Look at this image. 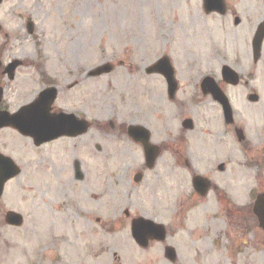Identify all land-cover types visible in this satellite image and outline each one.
<instances>
[{
  "label": "flooded vegetation",
  "instance_id": "af4514ba",
  "mask_svg": "<svg viewBox=\"0 0 264 264\" xmlns=\"http://www.w3.org/2000/svg\"><path fill=\"white\" fill-rule=\"evenodd\" d=\"M58 2L0 0V111L14 113L36 99L44 89L54 86L58 97L53 111L60 108L70 113L65 59L49 62L39 55L44 46L36 44V39L49 30L57 33L55 3ZM156 19L158 32L172 47L166 46L156 60L143 68L148 78L155 76L160 85L151 89L145 98L149 112L142 120L136 116L91 120L92 125L84 135L89 140L86 155L91 171L80 175L75 169L73 173L77 190L81 186L104 189L103 186L108 185L116 195H122L121 200L112 205H92L102 214L86 217L89 230L94 233L92 241L86 244L81 242L80 236L71 249L67 244L70 239H64L66 235L45 226L39 228L36 237H29L24 247L20 235L13 239L14 234L18 235L23 229L24 222L11 224L9 216L10 212H18L17 201L14 204L13 199L27 189V183L19 186L16 178H11L0 197V264H88L84 260L87 256L91 264L92 256L100 257L104 252L112 254L114 264H192L214 257L226 264H251L254 260L250 262L248 254L264 249V232L251 211H244V206L235 201L232 196L235 191L228 184L220 179L215 181L218 171L226 168L219 170V166L211 164L201 169L193 163L204 161L196 158L199 155L217 160L224 149L221 136L236 137L245 145L251 139L236 113L237 109H252L264 101V89L254 90L252 86L253 80L264 74V39L259 51L254 48L255 36L264 30V0H170L162 3ZM238 30L249 31L251 38L242 44L246 52L238 49L239 44L232 48L231 54L227 34ZM175 33L179 34L183 48H177L180 44L172 37ZM180 55L185 56L186 63L180 64ZM245 58L252 59L254 71L244 76L240 85L234 86L226 80L223 70L229 65L241 71ZM17 59L21 62L11 73L6 67ZM161 59L166 60L155 68L154 63ZM127 61L126 53L117 55L111 60L114 71ZM184 70L187 74L181 73ZM88 72L79 74L88 76ZM206 77L211 81L204 85ZM72 82H76V87L79 79L74 78ZM217 86L232 104L234 123L226 122L223 106L217 100L221 94ZM240 86L244 88L240 96L242 104L233 93ZM182 91H186V100L181 99ZM252 94L257 98L251 101ZM130 98L137 99L134 94ZM171 117L180 122L174 119L173 123ZM190 118L192 121L187 122ZM177 123L174 131L172 124ZM5 129L18 133L11 127L0 131ZM94 135L97 141L92 142ZM240 136L245 137L244 140L241 141ZM81 137L65 138L72 143L81 142ZM2 138L0 153L14 158ZM14 159L21 169L28 161L25 152L21 159ZM0 166V177L10 173L7 163ZM199 174L210 180L209 190L204 189L202 179L195 180ZM181 178L186 182L189 179L185 190L178 189L177 181ZM214 208L215 213L224 216V223H213L214 217L211 222L208 218L202 223L192 222L193 213L199 216V211ZM84 219L79 221L80 230L84 229ZM148 220L162 227L150 226ZM257 228L260 232L256 234L246 233Z\"/></svg>",
  "mask_w": 264,
  "mask_h": 264
},
{
  "label": "rangeland",
  "instance_id": "374dc122",
  "mask_svg": "<svg viewBox=\"0 0 264 264\" xmlns=\"http://www.w3.org/2000/svg\"><path fill=\"white\" fill-rule=\"evenodd\" d=\"M166 1L170 0H59L55 3V12L58 16L57 33L49 30L45 36L36 39V44L44 46L39 50V55L42 54V57L49 62L65 59L69 111L87 115L91 120H108L122 116L145 119L143 115L149 110L145 98L151 89L159 88L160 85L159 79L155 76L148 78L143 68L156 60L166 46L172 47L157 30L156 18L160 6ZM103 23L104 27H102ZM250 35L249 31L239 30L227 34L230 53L232 54L234 52L232 48L238 47L239 44L238 49L243 53L246 52L242 44L250 40ZM171 36L169 38L173 37L177 44H180L179 34L175 33ZM177 48L183 46L180 44ZM121 52L126 53L128 61L116 71L98 78L79 74L107 60L115 59L117 55L122 54ZM183 57L185 59L184 55ZM183 57L179 56L180 64L186 63ZM245 59L241 71L247 75L253 70V63L252 59ZM181 73L187 74V71ZM74 78H78L80 83L74 89H69V84ZM252 86L254 90L264 89V74L254 79ZM243 89L240 86L233 90L239 104H242L240 96L243 94ZM131 94L137 99L130 98ZM62 95L63 101L65 94ZM180 96L182 100H186V91L180 92ZM60 106L63 107L64 103L61 102ZM252 107V109L239 107L242 109H237L236 113L239 122L244 123L251 137L247 145L241 144L236 137L221 136V145L224 149L217 160H209L199 155L196 158L204 161L193 162L201 169L208 168L211 164L217 167L221 162H225V171H218V177L217 175L214 177L215 181L220 179V182L228 184L235 191L232 195L235 201L244 207L253 204L256 194L264 191V101L263 104ZM174 119L177 118H172L173 123ZM177 120L180 122L179 119ZM177 128L178 123L172 124L174 131ZM0 137H3L1 140L5 142L8 152L14 155V158L21 159L22 152L28 157L22 176L15 179L19 186L27 183V189L19 192L18 197L13 199L14 204L17 201L16 209L25 217L23 229L18 235L14 234L13 239H18L20 235L21 245L24 246L25 242L28 243L29 237H36L39 226L42 228L49 226L57 233L67 231L68 236L64 239H70L67 244L71 249L75 247L76 240L80 236L84 244L92 241L94 233L89 230V221L86 217L102 214H98L92 205L98 207L103 203L112 205L119 202L122 195H116L108 185H104V189L101 187L95 189L92 186L89 188L81 186L76 189V181L73 178L75 159L82 163L85 172L91 171L86 155L87 142H89L87 137L83 136L81 142L76 140L72 143L67 139L54 140L41 148L31 144L33 140H27L12 129L0 131ZM91 141H97L95 135ZM81 148L84 156L79 151ZM186 183L189 185V179L187 182L185 178L178 179V189L185 190ZM18 185L16 186L20 190ZM216 210L214 208L199 211V216L193 213L192 222L202 223L206 218L211 222V218L214 217L213 223H224V216L215 213ZM79 212H81L80 216ZM83 217H85L82 223L84 229L80 230L79 221ZM252 221L250 216V222ZM257 232H260L258 228L246 233ZM58 237L64 240L61 235ZM251 249L255 250L254 247ZM89 252L92 254L91 250ZM82 254L84 256L85 252L82 251ZM248 256L250 262L254 260L251 264H264V249ZM91 258V264H114L112 254L108 252H104L100 257ZM84 260L90 264L88 256ZM223 261L214 257L199 263L193 261L192 264H214V262L226 264Z\"/></svg>",
  "mask_w": 264,
  "mask_h": 264
},
{
  "label": "water",
  "instance_id": "95a60500",
  "mask_svg": "<svg viewBox=\"0 0 264 264\" xmlns=\"http://www.w3.org/2000/svg\"><path fill=\"white\" fill-rule=\"evenodd\" d=\"M259 33L260 34L258 35H260V37H256L254 42V47L256 50L260 49V43L263 39V31L261 30ZM163 61H165V59H161L157 65L158 68ZM112 68V65L106 64L95 69V71L91 72L90 75L95 76L110 72ZM225 71L229 81L233 82L235 85L240 83L239 74L236 71H234L229 66L225 69ZM56 93L57 91L52 87V89H48L47 91L41 93L40 97L36 101L28 106L23 107L18 113L9 114L6 112H0V127H6L9 125L14 126L23 134L33 137L37 145H41L43 142L52 141L65 135L76 137L77 135L84 134L90 125L89 122H87V119L85 120L84 118H79L73 113L68 114L67 112H51V104L56 98ZM251 97L253 99L257 98L255 95H252ZM218 99L222 105H224L225 115L227 118L232 120V106L229 104L225 94L221 92V94L218 96ZM44 100L46 103H44ZM5 159L6 160L0 158V165H6L8 162L7 164L10 167V173L5 177H0V195L3 193L2 188L5 182L4 180L10 179L20 172L12 159ZM200 179L201 178H197L196 181H199ZM202 183L206 186L207 190L209 183ZM255 203L254 213L258 216L260 225L264 228V193L258 195ZM11 222L17 224L21 223V215L14 213V217ZM148 222L150 226L162 227L161 225L154 224L152 221ZM161 232L164 234L165 230L162 229Z\"/></svg>",
  "mask_w": 264,
  "mask_h": 264
}]
</instances>
